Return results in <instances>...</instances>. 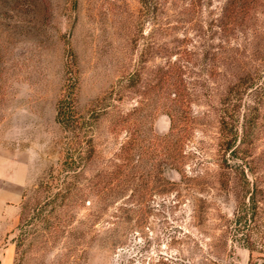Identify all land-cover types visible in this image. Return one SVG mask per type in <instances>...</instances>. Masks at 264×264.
<instances>
[{"label": "rangeland", "instance_id": "obj_1", "mask_svg": "<svg viewBox=\"0 0 264 264\" xmlns=\"http://www.w3.org/2000/svg\"><path fill=\"white\" fill-rule=\"evenodd\" d=\"M0 169V264H264V0H0Z\"/></svg>", "mask_w": 264, "mask_h": 264}, {"label": "crops", "instance_id": "obj_2", "mask_svg": "<svg viewBox=\"0 0 264 264\" xmlns=\"http://www.w3.org/2000/svg\"><path fill=\"white\" fill-rule=\"evenodd\" d=\"M25 187L24 177L11 169H0V257L7 260L14 250L10 241L19 223Z\"/></svg>", "mask_w": 264, "mask_h": 264}, {"label": "trees", "instance_id": "obj_3", "mask_svg": "<svg viewBox=\"0 0 264 264\" xmlns=\"http://www.w3.org/2000/svg\"><path fill=\"white\" fill-rule=\"evenodd\" d=\"M60 112H61V108L59 107V114H60ZM170 131H171V133L174 131V119H173V117L171 116V118H170Z\"/></svg>", "mask_w": 264, "mask_h": 264}]
</instances>
